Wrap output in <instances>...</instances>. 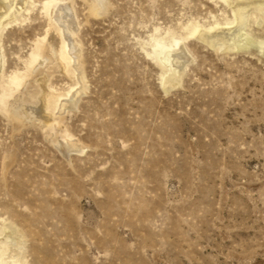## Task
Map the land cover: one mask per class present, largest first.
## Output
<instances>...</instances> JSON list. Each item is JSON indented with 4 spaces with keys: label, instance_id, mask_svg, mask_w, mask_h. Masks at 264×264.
Masks as SVG:
<instances>
[{
    "label": "rangeland",
    "instance_id": "rangeland-1",
    "mask_svg": "<svg viewBox=\"0 0 264 264\" xmlns=\"http://www.w3.org/2000/svg\"><path fill=\"white\" fill-rule=\"evenodd\" d=\"M33 1L3 37L7 75L48 30L46 0ZM106 3L95 17L73 0L88 89L62 127L18 128L0 110V227H18L28 264H264L262 45L219 54L189 39L194 60L166 94L151 39L231 11L221 0ZM52 84L74 82L55 73ZM67 135L83 153L57 149Z\"/></svg>",
    "mask_w": 264,
    "mask_h": 264
},
{
    "label": "bare ground",
    "instance_id": "bare-ground-1",
    "mask_svg": "<svg viewBox=\"0 0 264 264\" xmlns=\"http://www.w3.org/2000/svg\"><path fill=\"white\" fill-rule=\"evenodd\" d=\"M86 1L90 4V15L107 13L106 0ZM221 1L231 11L232 18L208 26L192 24L184 35L159 34L151 39L152 49L147 55L161 70V85L166 94L182 86L186 70L194 60L186 46L189 39H196L219 54L247 52L258 45H262L264 53L262 36L257 35L264 31V0ZM42 4L48 30L44 37L36 40L27 58H19L24 70L7 75L3 37L12 26L26 21L36 2L0 0V110L18 128L33 124L43 131L55 132L62 127L64 114L78 107L88 87L73 0H46ZM55 73L69 77L74 82L73 87L67 92L58 91L52 84ZM73 139L67 135L56 144L68 158L71 153L84 152ZM0 264H28L24 237L18 227L8 221L0 227Z\"/></svg>",
    "mask_w": 264,
    "mask_h": 264
}]
</instances>
